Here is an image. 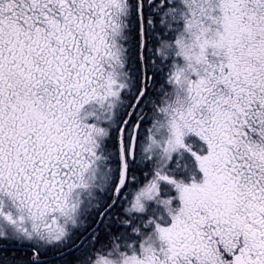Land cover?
<instances>
[{
  "label": "snow or ice",
  "instance_id": "1",
  "mask_svg": "<svg viewBox=\"0 0 264 264\" xmlns=\"http://www.w3.org/2000/svg\"><path fill=\"white\" fill-rule=\"evenodd\" d=\"M0 264H264V0H0Z\"/></svg>",
  "mask_w": 264,
  "mask_h": 264
},
{
  "label": "rangeland",
  "instance_id": "2",
  "mask_svg": "<svg viewBox=\"0 0 264 264\" xmlns=\"http://www.w3.org/2000/svg\"><path fill=\"white\" fill-rule=\"evenodd\" d=\"M192 139H194V137H192Z\"/></svg>",
  "mask_w": 264,
  "mask_h": 264
}]
</instances>
